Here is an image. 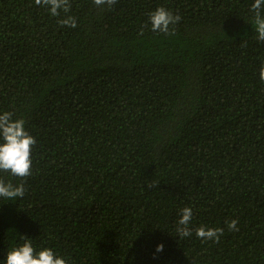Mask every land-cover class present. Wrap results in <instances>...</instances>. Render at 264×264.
Instances as JSON below:
<instances>
[{
    "label": "trees",
    "instance_id": "1",
    "mask_svg": "<svg viewBox=\"0 0 264 264\" xmlns=\"http://www.w3.org/2000/svg\"><path fill=\"white\" fill-rule=\"evenodd\" d=\"M252 3L69 0L54 17L0 0V110L36 139L30 176L0 173L26 189L0 198V259L25 234L68 264H264ZM158 7L181 17L167 33L148 22ZM184 206L193 229L222 228L219 240L178 238Z\"/></svg>",
    "mask_w": 264,
    "mask_h": 264
},
{
    "label": "clouds",
    "instance_id": "2",
    "mask_svg": "<svg viewBox=\"0 0 264 264\" xmlns=\"http://www.w3.org/2000/svg\"><path fill=\"white\" fill-rule=\"evenodd\" d=\"M116 0H94L95 5H107L111 7ZM36 5L47 8L51 16H59L61 11L67 13L70 8L69 0H35ZM251 10L254 13L255 32L257 38L264 41V0H253ZM181 17L165 7H158L149 14L148 22L152 31L167 33L171 25L179 22ZM63 25L76 27V19L67 16L61 20ZM259 78L264 81V65L259 70ZM36 144V139L26 128V121L22 118H14L10 111L0 110V173L9 176L23 178L31 175V151ZM23 183L13 184L0 177V198L12 201L23 198L25 194ZM193 208L184 206L178 210L176 221V233L178 238H188L193 235L202 241H218L223 233L222 228H211L201 224L192 228ZM229 229H236L237 221L226 222ZM164 243H158L156 253L164 251ZM0 264H68V259L56 252L51 247L34 245L33 238L20 234L17 241Z\"/></svg>",
    "mask_w": 264,
    "mask_h": 264
}]
</instances>
